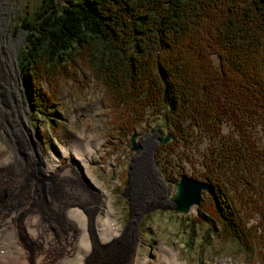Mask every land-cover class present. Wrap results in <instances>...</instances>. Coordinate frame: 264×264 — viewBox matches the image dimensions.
Returning <instances> with one entry per match:
<instances>
[{
	"label": "rangeland",
	"instance_id": "374dc122",
	"mask_svg": "<svg viewBox=\"0 0 264 264\" xmlns=\"http://www.w3.org/2000/svg\"><path fill=\"white\" fill-rule=\"evenodd\" d=\"M47 1L0 0V146L6 148L0 149V161L9 160L0 165V230L19 233L36 223L32 233L41 237L40 243H24L25 250L39 245L54 256L68 250L79 233L77 222L68 220L71 208L93 221L111 210L120 234L113 244L95 248L89 264H126L136 258L138 264H156L153 252L163 243L186 264H264V156L258 153L264 154V119L243 128L226 121L220 137L185 121L181 136L149 111L146 120L136 122L135 132L120 136L101 83L82 64L75 82L57 83L55 104L42 115L32 109L22 77L19 59L28 33L19 26V17L30 11V20L37 22ZM40 86L43 91L54 88ZM167 136L170 141L164 145ZM89 143L87 173L74 150L76 145L86 150ZM230 146L236 159H241L237 150L253 149L248 164L242 161L236 172L237 162L222 153ZM214 173L230 177L231 202L249 218L250 240H256L250 254L237 241L208 234L206 227L192 232L197 210L188 216L172 212L179 174L207 182L204 176ZM202 202L209 205L207 194Z\"/></svg>",
	"mask_w": 264,
	"mask_h": 264
},
{
	"label": "trees",
	"instance_id": "16d2710c",
	"mask_svg": "<svg viewBox=\"0 0 264 264\" xmlns=\"http://www.w3.org/2000/svg\"><path fill=\"white\" fill-rule=\"evenodd\" d=\"M67 2L48 0L37 22L30 20V11L19 17L28 33L19 61L33 110L47 116L57 83L75 82L82 64L101 83L120 136L134 132L149 111L181 136L185 121L220 137L226 121L243 128L264 119V0ZM41 84L54 88L43 91ZM234 149L222 153L237 162L231 167L236 172L242 161L248 164L249 149L237 150L241 159ZM224 176H204L215 188L221 212L208 197L209 205L202 202L189 228L206 227L208 234L237 241L250 254L256 240H250L249 218L233 206V186Z\"/></svg>",
	"mask_w": 264,
	"mask_h": 264
},
{
	"label": "bare ground",
	"instance_id": "6f19581e",
	"mask_svg": "<svg viewBox=\"0 0 264 264\" xmlns=\"http://www.w3.org/2000/svg\"><path fill=\"white\" fill-rule=\"evenodd\" d=\"M90 145L91 143L87 145L86 150L76 145L74 150L79 159L78 161L82 165L85 164L83 166L87 173H90V171L85 167L87 165L84 155L92 152ZM0 149L5 151L6 148L0 146ZM6 162H9V160L3 159L0 161V165L3 163L5 165ZM70 211L68 220L77 222L79 233L74 234V237L70 240L68 250L64 249V251L52 256L49 255L46 249H39L40 246L38 245V247L28 252L24 247L28 242L40 243L41 237L32 233V228L36 226V223H28L25 231L19 233H15L9 227H6V229L0 230V264H89L94 259L93 251L95 248H99L103 244H113L117 240L120 230L111 220V210L104 219L98 218L94 221L83 215V212L78 209L71 208ZM153 254L156 264H186L185 261L180 260L178 251L172 250L170 246L164 243ZM126 264H138V258L130 260ZM143 264H147V261H144Z\"/></svg>",
	"mask_w": 264,
	"mask_h": 264
},
{
	"label": "water",
	"instance_id": "95a60500",
	"mask_svg": "<svg viewBox=\"0 0 264 264\" xmlns=\"http://www.w3.org/2000/svg\"><path fill=\"white\" fill-rule=\"evenodd\" d=\"M56 3L64 4L65 6H68L67 0H55ZM161 79L163 82L166 83V76L161 73L160 74ZM165 99L168 101L169 96L168 92L166 90L165 92ZM137 135H133L131 142H132V151L137 150V145L135 144V138ZM170 141V137L167 136L164 140H162V144H167ZM177 192L171 198V202L173 204L172 206V212L175 215H186L188 216L192 211H195L197 207H199L202 204V194L206 193L212 201L216 205V211L218 213L221 212L220 205L218 203L217 197L215 195L216 191L214 186L207 182H202L199 180H195L193 178L187 177V175H182L180 177V180L178 184L176 185Z\"/></svg>",
	"mask_w": 264,
	"mask_h": 264
}]
</instances>
